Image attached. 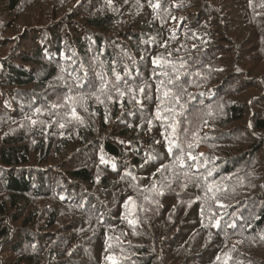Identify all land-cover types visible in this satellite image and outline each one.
<instances>
[{
    "label": "trees",
    "instance_id": "1",
    "mask_svg": "<svg viewBox=\"0 0 264 264\" xmlns=\"http://www.w3.org/2000/svg\"><path fill=\"white\" fill-rule=\"evenodd\" d=\"M0 264H264V0H0Z\"/></svg>",
    "mask_w": 264,
    "mask_h": 264
},
{
    "label": "snow or ice",
    "instance_id": "2",
    "mask_svg": "<svg viewBox=\"0 0 264 264\" xmlns=\"http://www.w3.org/2000/svg\"><path fill=\"white\" fill-rule=\"evenodd\" d=\"M154 7H159V5L157 4V5H154ZM73 115L75 116V110L73 109ZM61 127H63V125H61ZM193 159H194V157H193Z\"/></svg>",
    "mask_w": 264,
    "mask_h": 264
}]
</instances>
